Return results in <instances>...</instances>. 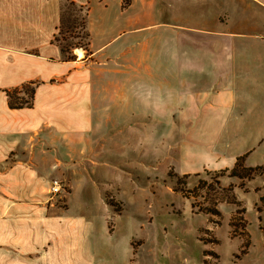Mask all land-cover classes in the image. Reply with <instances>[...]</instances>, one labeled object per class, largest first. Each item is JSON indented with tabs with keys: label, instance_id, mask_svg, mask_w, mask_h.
<instances>
[{
	"label": "crops",
	"instance_id": "0c3cea01",
	"mask_svg": "<svg viewBox=\"0 0 264 264\" xmlns=\"http://www.w3.org/2000/svg\"><path fill=\"white\" fill-rule=\"evenodd\" d=\"M62 1L83 8L88 33L72 59L55 40ZM246 2L251 31L225 21ZM254 63H264V0H0V264H148L135 256L143 245L111 247L103 201L118 171L100 148H126L136 131L195 130L199 115L229 130ZM26 87L32 107L11 109ZM59 178L62 206L50 193Z\"/></svg>",
	"mask_w": 264,
	"mask_h": 264
},
{
	"label": "rangeland",
	"instance_id": "374dc122",
	"mask_svg": "<svg viewBox=\"0 0 264 264\" xmlns=\"http://www.w3.org/2000/svg\"><path fill=\"white\" fill-rule=\"evenodd\" d=\"M62 4L56 42L71 57L87 44L84 11ZM229 8L225 21H242L251 31L247 24L257 11L247 2ZM253 67L243 70L242 88L236 87L247 95L248 106L238 111L241 122L229 130L222 129L226 123L221 116L199 115L195 130L159 131L163 137L136 131L126 148H100L111 152L107 157L118 171L109 180L113 195L103 201L112 214L108 230L117 238L111 244L114 251L132 255L128 239L134 251L143 245L135 256L146 253L148 264H264V171L250 180L219 176L242 156L245 167L264 166V63ZM27 90L14 92L12 101H28ZM57 180L63 189L51 197L62 206L68 187ZM70 204L77 205L76 200Z\"/></svg>",
	"mask_w": 264,
	"mask_h": 264
},
{
	"label": "trees",
	"instance_id": "16d2710c",
	"mask_svg": "<svg viewBox=\"0 0 264 264\" xmlns=\"http://www.w3.org/2000/svg\"><path fill=\"white\" fill-rule=\"evenodd\" d=\"M71 5L76 6L74 4H71ZM79 8H81L83 10L82 7H79ZM84 24H85V19H84ZM85 29H86V27H85ZM86 34H87L86 37H87V41H88V33H86ZM84 48H86V46ZM61 50L64 53V56H66L65 54H67L66 58H68V59H72L73 58L72 55H71V57H69L68 53H66L67 49H64V48L61 47ZM32 95H33V91H31V97H32ZM9 107L11 109H20V108H24V107L30 108V107H32V103L28 100L26 102H23V104L18 105V104L14 103L12 101V96H11L10 97V102H9ZM245 158H246V156L239 157L237 159V162H236L234 168H232L231 170L221 171L219 173V176L220 177H222V176L238 177L241 180H244V179L250 180L256 174H258V172H263L264 171V166H256V167H249V168L245 167L243 165V162L245 161Z\"/></svg>",
	"mask_w": 264,
	"mask_h": 264
},
{
	"label": "built area",
	"instance_id": "2783aa9c",
	"mask_svg": "<svg viewBox=\"0 0 264 264\" xmlns=\"http://www.w3.org/2000/svg\"><path fill=\"white\" fill-rule=\"evenodd\" d=\"M62 191V183L59 180H53L50 188L52 196L58 195Z\"/></svg>",
	"mask_w": 264,
	"mask_h": 264
},
{
	"label": "bare ground",
	"instance_id": "6f19581e",
	"mask_svg": "<svg viewBox=\"0 0 264 264\" xmlns=\"http://www.w3.org/2000/svg\"><path fill=\"white\" fill-rule=\"evenodd\" d=\"M76 53L79 55V56H82V52L80 50H76Z\"/></svg>",
	"mask_w": 264,
	"mask_h": 264
}]
</instances>
